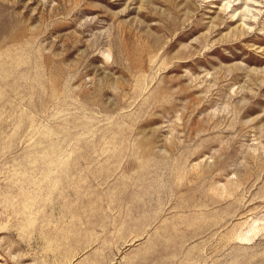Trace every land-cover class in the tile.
<instances>
[{
  "label": "rangeland",
  "instance_id": "374dc122",
  "mask_svg": "<svg viewBox=\"0 0 264 264\" xmlns=\"http://www.w3.org/2000/svg\"><path fill=\"white\" fill-rule=\"evenodd\" d=\"M0 264H264V0H0Z\"/></svg>",
  "mask_w": 264,
  "mask_h": 264
},
{
  "label": "bare ground",
  "instance_id": "6f19581e",
  "mask_svg": "<svg viewBox=\"0 0 264 264\" xmlns=\"http://www.w3.org/2000/svg\"><path fill=\"white\" fill-rule=\"evenodd\" d=\"M251 232V231H250ZM249 233V232H248ZM251 237V236H250Z\"/></svg>",
  "mask_w": 264,
  "mask_h": 264
}]
</instances>
